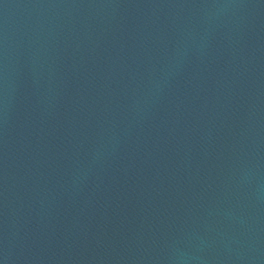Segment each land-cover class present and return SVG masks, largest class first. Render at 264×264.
Wrapping results in <instances>:
<instances>
[{
    "label": "water",
    "instance_id": "1",
    "mask_svg": "<svg viewBox=\"0 0 264 264\" xmlns=\"http://www.w3.org/2000/svg\"><path fill=\"white\" fill-rule=\"evenodd\" d=\"M0 264H264V0H0Z\"/></svg>",
    "mask_w": 264,
    "mask_h": 264
}]
</instances>
